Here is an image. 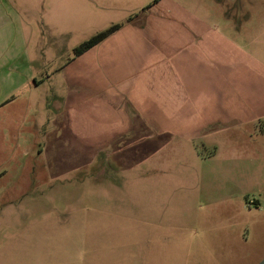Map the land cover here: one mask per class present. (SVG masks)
<instances>
[{
	"label": "rangeland",
	"instance_id": "374dc122",
	"mask_svg": "<svg viewBox=\"0 0 264 264\" xmlns=\"http://www.w3.org/2000/svg\"><path fill=\"white\" fill-rule=\"evenodd\" d=\"M128 6L72 61L90 33L29 43L40 98L19 139L0 129L2 261L264 264V0Z\"/></svg>",
	"mask_w": 264,
	"mask_h": 264
},
{
	"label": "crops",
	"instance_id": "0c3cea01",
	"mask_svg": "<svg viewBox=\"0 0 264 264\" xmlns=\"http://www.w3.org/2000/svg\"><path fill=\"white\" fill-rule=\"evenodd\" d=\"M136 2L137 0H0V129L9 131L14 125L13 127L17 129L15 137L19 139L21 136L18 132L23 129L17 124L21 117L18 113L19 100L26 98L25 100L37 101L40 98L36 93H32V90L38 88L42 82L33 75L34 58L30 54L32 48L29 44L31 41L36 42V37L40 35L42 40L46 41L38 48L43 50L55 42L53 37L89 33L92 36L118 23L115 19L128 15L131 11L128 5ZM108 22L111 24L106 26ZM100 28L102 29L98 30ZM120 28L121 26L117 30ZM94 46L77 57L92 50ZM75 57H71L70 61ZM24 88L31 91L21 94ZM40 112L42 110L34 109L30 115L37 117L39 128L46 118ZM26 123L30 128L33 121ZM258 205L259 198L254 197V206ZM1 256L0 253V264H8L10 255H4L7 262H3Z\"/></svg>",
	"mask_w": 264,
	"mask_h": 264
},
{
	"label": "trees",
	"instance_id": "16d2710c",
	"mask_svg": "<svg viewBox=\"0 0 264 264\" xmlns=\"http://www.w3.org/2000/svg\"><path fill=\"white\" fill-rule=\"evenodd\" d=\"M153 2H156V0H153ZM130 18L131 17H129V19ZM120 26H121L120 23L112 24L106 27L105 29L95 33L94 35L86 38L85 40H83L82 42H80L78 45H76L73 48V56H78L81 53L85 52L86 50H88L89 48H91L92 46L100 42L101 40H103L105 37L113 33Z\"/></svg>",
	"mask_w": 264,
	"mask_h": 264
},
{
	"label": "built area",
	"instance_id": "2783aa9c",
	"mask_svg": "<svg viewBox=\"0 0 264 264\" xmlns=\"http://www.w3.org/2000/svg\"><path fill=\"white\" fill-rule=\"evenodd\" d=\"M253 202H254V199H251V200H250V203L252 204Z\"/></svg>",
	"mask_w": 264,
	"mask_h": 264
}]
</instances>
